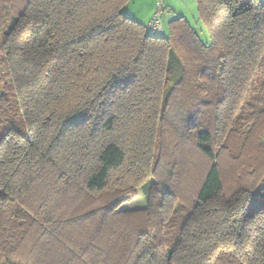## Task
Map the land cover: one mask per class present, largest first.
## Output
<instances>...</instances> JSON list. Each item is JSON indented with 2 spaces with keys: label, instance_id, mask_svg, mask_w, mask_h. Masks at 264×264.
Wrapping results in <instances>:
<instances>
[{
  "label": "trees",
  "instance_id": "1",
  "mask_svg": "<svg viewBox=\"0 0 264 264\" xmlns=\"http://www.w3.org/2000/svg\"><path fill=\"white\" fill-rule=\"evenodd\" d=\"M128 1L0 0V264H264V0H195L209 41ZM165 134L205 160L187 189Z\"/></svg>",
  "mask_w": 264,
  "mask_h": 264
},
{
  "label": "rangeland",
  "instance_id": "2",
  "mask_svg": "<svg viewBox=\"0 0 264 264\" xmlns=\"http://www.w3.org/2000/svg\"><path fill=\"white\" fill-rule=\"evenodd\" d=\"M164 4V1H163ZM165 7V4H164ZM124 12L126 13V11L124 10ZM168 19L167 17H163L162 14V22L165 25V30H166V23H167ZM189 22L196 28V30L199 32V34L201 35V38L204 41H209L210 36H209V32L206 29V27L198 20L197 16L194 17V19H189ZM12 103L13 101L12 99L9 98V102H7V105ZM7 105H5L7 107ZM14 110V109H13ZM15 111H12V114H14ZM10 124L4 119V117H2L0 115V138L6 133V131L10 128ZM176 136L173 134H165L163 135V138L160 139L163 143L162 149H161V163H159L158 165V169H157V173H158V178H160V180H164L165 178H167V175L169 173L170 170H173V178L178 180L179 178H182L183 181H187V183L185 184V189H187L190 186L194 185L200 175H201V169H195L194 170V163L201 161V163L203 162V164L205 163V160L203 159V157L199 154V152L197 150H195L193 147L188 146L184 147V148H179L181 145L179 142L177 143L179 147H177V145H174V142L176 141ZM186 145V144H184ZM183 145V146H184ZM132 162H126L125 163V167H127L128 170L131 169V165ZM136 169L138 171L139 176H137L135 185L134 187L136 188L134 190V193L137 194L134 197H131L130 199L126 200L125 202H123L120 206H119V210H127V211H133L135 209H143V207L146 205V201H145V195L143 194V189L148 186L149 182L152 180V178H148V176H144L142 175L143 172L142 170H140V167L135 163ZM124 167V169H125ZM189 170L191 173L190 175H192V177H188L190 175H183L185 170ZM123 170V169H122ZM118 174L115 173V175ZM189 178V179H187ZM156 180V178H154ZM171 181H173L170 178ZM175 180V181H176ZM175 183V182H174ZM189 183V184H188ZM159 197L156 199V201L159 199H162V196H160V194L158 193ZM166 199V198H165ZM86 202L87 199L86 197H82L81 199L77 200L75 205H73V208L75 210L80 209L81 212L84 211L86 208ZM73 209V210H74ZM128 219H131L130 221H127ZM126 223H134L136 218L132 217V218H127ZM154 221H158L159 220V216H156L155 218H153ZM151 219V221H153ZM34 237V236H33ZM33 239V238H32ZM31 241V240H30Z\"/></svg>",
  "mask_w": 264,
  "mask_h": 264
},
{
  "label": "crops",
  "instance_id": "3",
  "mask_svg": "<svg viewBox=\"0 0 264 264\" xmlns=\"http://www.w3.org/2000/svg\"><path fill=\"white\" fill-rule=\"evenodd\" d=\"M165 9L163 17H167L169 21L178 16H184L188 21L197 16V8L195 0H163ZM156 0H129L124 6L123 10L131 18L145 23L151 16L155 8ZM164 25V24H163ZM165 26V25H164ZM165 29V27H164Z\"/></svg>",
  "mask_w": 264,
  "mask_h": 264
},
{
  "label": "built area",
  "instance_id": "4",
  "mask_svg": "<svg viewBox=\"0 0 264 264\" xmlns=\"http://www.w3.org/2000/svg\"><path fill=\"white\" fill-rule=\"evenodd\" d=\"M165 7L163 0H156L155 8L153 10L152 16L147 22V28L154 34H163L164 25L162 22V13Z\"/></svg>",
  "mask_w": 264,
  "mask_h": 264
}]
</instances>
